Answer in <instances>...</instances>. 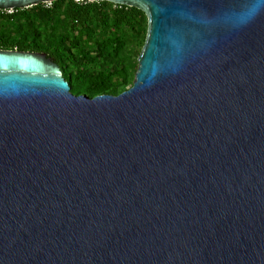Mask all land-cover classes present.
<instances>
[{
    "label": "water",
    "instance_id": "obj_1",
    "mask_svg": "<svg viewBox=\"0 0 264 264\" xmlns=\"http://www.w3.org/2000/svg\"><path fill=\"white\" fill-rule=\"evenodd\" d=\"M87 1L145 13L138 70L0 50V264H264V0Z\"/></svg>",
    "mask_w": 264,
    "mask_h": 264
},
{
    "label": "trees",
    "instance_id": "obj_2",
    "mask_svg": "<svg viewBox=\"0 0 264 264\" xmlns=\"http://www.w3.org/2000/svg\"><path fill=\"white\" fill-rule=\"evenodd\" d=\"M147 28L135 7L56 0L0 11V50L45 54L76 96H119L133 85Z\"/></svg>",
    "mask_w": 264,
    "mask_h": 264
},
{
    "label": "built area",
    "instance_id": "obj_3",
    "mask_svg": "<svg viewBox=\"0 0 264 264\" xmlns=\"http://www.w3.org/2000/svg\"><path fill=\"white\" fill-rule=\"evenodd\" d=\"M77 2H81L82 0H76ZM9 12H12V11H9Z\"/></svg>",
    "mask_w": 264,
    "mask_h": 264
}]
</instances>
